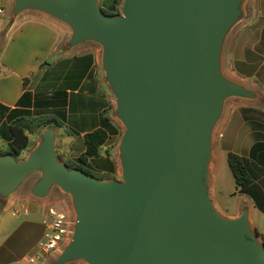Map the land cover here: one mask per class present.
Instances as JSON below:
<instances>
[{"label":"water","instance_id":"obj_1","mask_svg":"<svg viewBox=\"0 0 264 264\" xmlns=\"http://www.w3.org/2000/svg\"><path fill=\"white\" fill-rule=\"evenodd\" d=\"M247 0H125L109 16L97 0H15L71 30L66 47H102V68L125 128L122 180L70 169L48 127L28 157L0 154V200L34 173L33 195L72 197L70 242L53 264H264L248 212L221 216L209 192L212 135L229 98L256 97L222 69L225 40Z\"/></svg>","mask_w":264,"mask_h":264},{"label":"crops","instance_id":"obj_2","mask_svg":"<svg viewBox=\"0 0 264 264\" xmlns=\"http://www.w3.org/2000/svg\"><path fill=\"white\" fill-rule=\"evenodd\" d=\"M248 1V13L228 40V66L223 73L256 97H233L225 102L212 135L209 192L221 216L236 219L247 211L251 228L261 237L264 235V0ZM10 3L6 1L5 14L0 16V103L31 114L43 108L53 117L57 116V110L65 111L69 129L64 133L75 138L69 144L63 143L58 154L62 162H73L85 152V135L101 127L110 101L108 88L96 71L97 58L81 48L66 47L71 30L64 23L33 10L14 17ZM55 53L58 59L47 63V58ZM40 84L47 87L48 94L41 96L39 102L36 93ZM2 142L7 144L0 136ZM75 147L80 149L79 153H73ZM230 154L246 162L253 180L242 191L237 189L228 164ZM107 159H95L97 162L92 164L100 167V162ZM226 179L232 181L228 194L224 189ZM21 200L25 201L24 206L19 205ZM37 202L33 197L15 195L5 202L0 200V264H45L42 260L30 262L40 242L33 240L39 226L44 227L40 239L46 232L43 219L47 211L41 210ZM51 203L47 204L48 210Z\"/></svg>","mask_w":264,"mask_h":264},{"label":"rangeland","instance_id":"obj_3","mask_svg":"<svg viewBox=\"0 0 264 264\" xmlns=\"http://www.w3.org/2000/svg\"><path fill=\"white\" fill-rule=\"evenodd\" d=\"M3 4L4 6L6 5V1L7 0H3ZM10 1V6L11 9L14 10L15 7V0H8ZM125 0H97L99 7L101 8V10L103 11V13L109 15V16H117V15H122V9H123V3ZM248 5H249V1L246 3L245 7H244V12L248 13ZM241 23L239 22L230 32V34L228 35L227 39L225 40L224 43V47H223V53H222V69L223 72L226 71L227 68V59L226 56L228 55L227 53V43L228 40L232 34V32L238 27L240 26ZM77 48H81V50H85L87 53H92L95 55V57L97 58V66H96V71L98 72V76L103 79V82L105 84V86H107L108 88V96H109V103L106 106V110L104 111V117L109 118L111 123L114 124L117 128L118 131L116 133V135L111 136L110 139L108 140V142L106 143V145L104 146V148L102 149V154L103 156L101 158L107 157V161H101L100 165L102 164V166L98 167V165L94 166L92 164V162H97V160L93 159V161L88 162L87 164H82L79 162V159L77 160H73V162H69L67 163L68 167L74 166L77 167L81 170H83L85 173L93 176L96 179L99 180H122V169H121V163H120V143H121V139L122 136L125 132V128L123 126V124L120 122V120L116 117V101H115V97L111 91V88L109 86V84L107 83L106 79H105V73L104 70L102 68V47L92 41L89 42H85L82 45L78 46ZM65 49H67L65 47ZM73 50H75L73 48ZM54 59H58V53L53 54L51 57L47 58V63H53L56 60ZM43 88H42V87ZM38 94L36 93L37 96H39V102L41 100V96H46L47 93V87L44 86V84H40L38 86ZM63 94H65V90L62 89ZM68 99V96H67ZM43 108H39L38 110H36V112L34 114H31V116L34 115V117L37 118H55L57 119L60 123H61V127H54L55 132H56V138H57V154H60V151L63 147V143L65 144H69L70 141L72 142V140L75 138L72 134H66L64 133V131H66L68 133L69 127L66 125V121L65 120V111L63 110H57L58 112L56 113V117H53L52 113L47 112L46 110H42ZM103 121V119H102ZM47 130V128H41V129H33L32 132L29 134V139H30V148L28 150H26L17 160H22L28 157L29 153L34 150L37 145L42 141V135L43 133ZM8 145L5 143H0V152L4 151V150H8ZM84 149V148H83ZM80 149L75 147L73 149V153L77 152L79 153ZM107 152V153H106ZM60 157V161L62 162V158ZM99 158V159H101ZM64 163V162H62ZM99 163V162H98ZM96 163V164H98ZM66 164V163H64ZM77 165V166H76ZM116 169H114V167ZM41 178V174L40 173H34L32 175H30L28 178H26L21 185L19 186L18 190L16 191V193L14 194L15 196H29V197H33L36 200H38L37 204L41 206V210H45L48 213V206L47 204L50 202H53L51 204H49V206H51L52 208H56L58 211L60 212H64L66 213L69 218L70 221L74 223L76 215H75V211H74V207H73V201H72V197L69 194L64 193L59 187L54 186L49 195L45 198H36L33 195V189H34V184ZM232 179V178H231ZM231 179L229 180H224V189H225V193L228 194L231 191ZM22 199H24L22 197ZM55 201H57L59 204L55 203ZM20 206H24L25 205V201L21 200L19 202ZM46 205V207H45ZM46 213V214H47ZM45 214V215H46ZM39 232L37 233V235L34 236L33 240H40V242L43 240L40 239L42 236V229H44L43 226H39ZM260 239V237H259ZM261 242V239L259 240ZM37 246V250L35 249V253L33 254V256L37 255L38 253V247L39 244ZM262 243V242H261ZM32 254V253H31ZM60 253H55V254H51L49 256H45L43 257L42 262H45V264H53L54 262L57 261V258L59 256ZM21 264H24L23 262H21Z\"/></svg>","mask_w":264,"mask_h":264},{"label":"trees","instance_id":"obj_4","mask_svg":"<svg viewBox=\"0 0 264 264\" xmlns=\"http://www.w3.org/2000/svg\"><path fill=\"white\" fill-rule=\"evenodd\" d=\"M18 106H22V99L18 103ZM51 126L61 127L62 125L55 118H37L31 116L29 111L22 108L12 109L0 103V136L7 141L9 147L8 151H1L0 154H10L18 159L30 148L29 134L32 130L44 129ZM117 131L118 128L111 123L110 119L104 117L99 129L85 135V152L79 157V162L87 164L90 160L101 158L103 156L102 149L110 137L116 135ZM228 164L235 179L237 189L242 191L252 183L253 180L248 166L242 158L230 154ZM69 168L74 169L77 167L71 166ZM260 239L264 246V235Z\"/></svg>","mask_w":264,"mask_h":264},{"label":"built area","instance_id":"obj_5","mask_svg":"<svg viewBox=\"0 0 264 264\" xmlns=\"http://www.w3.org/2000/svg\"><path fill=\"white\" fill-rule=\"evenodd\" d=\"M3 2L0 0V16L5 14L6 7ZM43 224L46 232L39 244L37 255L31 258L30 262L40 261L45 256L61 253L71 240L74 223L70 221L66 213L50 208L43 219Z\"/></svg>","mask_w":264,"mask_h":264}]
</instances>
